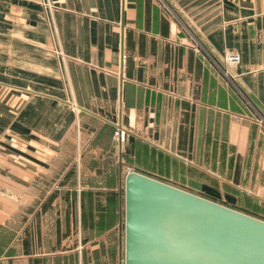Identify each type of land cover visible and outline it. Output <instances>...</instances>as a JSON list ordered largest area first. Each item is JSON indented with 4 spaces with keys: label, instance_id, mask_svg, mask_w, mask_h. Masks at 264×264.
<instances>
[{
    "label": "crops",
    "instance_id": "0c3cea01",
    "mask_svg": "<svg viewBox=\"0 0 264 264\" xmlns=\"http://www.w3.org/2000/svg\"><path fill=\"white\" fill-rule=\"evenodd\" d=\"M165 1L0 0V264H123L128 170L264 219V0Z\"/></svg>",
    "mask_w": 264,
    "mask_h": 264
},
{
    "label": "water",
    "instance_id": "95a60500",
    "mask_svg": "<svg viewBox=\"0 0 264 264\" xmlns=\"http://www.w3.org/2000/svg\"><path fill=\"white\" fill-rule=\"evenodd\" d=\"M123 191V264H264V219L136 170Z\"/></svg>",
    "mask_w": 264,
    "mask_h": 264
},
{
    "label": "built area",
    "instance_id": "2783aa9c",
    "mask_svg": "<svg viewBox=\"0 0 264 264\" xmlns=\"http://www.w3.org/2000/svg\"><path fill=\"white\" fill-rule=\"evenodd\" d=\"M158 2L162 3L164 5V8L166 9V12L168 14H170L171 16L174 17L175 20H177L184 29L187 30V28L185 27V25H183L182 21L179 20L178 16L175 14L173 8L171 6H169L165 0H157ZM191 34V33H188ZM192 40H193V45L197 48V49H201V45L199 42L196 41L194 35L191 36ZM209 55V53H208ZM213 58V62L219 67L221 74L223 75H228L227 71H225V67L224 65L221 63V61H219V59H217L215 56L212 57ZM239 61V55H237L236 53H230V54H226L224 57V62L227 63H237ZM232 79L234 80V77H232ZM239 89V88H237ZM256 112H257V116H258V121H260L261 123L264 124V116L260 113V111L255 108ZM114 136L116 137L117 141L121 144L124 139H125V135H126V130L124 128H122L121 126L117 125L113 131Z\"/></svg>",
    "mask_w": 264,
    "mask_h": 264
},
{
    "label": "rangeland",
    "instance_id": "374dc122",
    "mask_svg": "<svg viewBox=\"0 0 264 264\" xmlns=\"http://www.w3.org/2000/svg\"><path fill=\"white\" fill-rule=\"evenodd\" d=\"M226 54H224L221 63L224 65V69L225 71H227L228 75H224V84L225 86L228 87H232L235 88V92L239 95L241 101V106L244 108L245 113L251 115V97L248 95L247 91L245 89H243L242 84H239V82L237 81V79H232V75L230 72V69H228V67H230V63L224 62V57ZM210 60L213 61V58L209 57ZM239 88V89H237ZM120 225H121V231H122V243H121V258H122V263H123V230H124V209L122 206V213H121V218H120Z\"/></svg>",
    "mask_w": 264,
    "mask_h": 264
}]
</instances>
